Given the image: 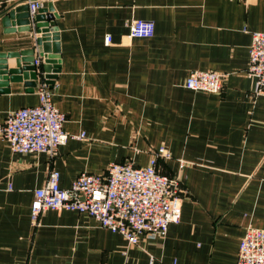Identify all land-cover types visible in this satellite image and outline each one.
<instances>
[{
	"label": "crops",
	"instance_id": "crops-1",
	"mask_svg": "<svg viewBox=\"0 0 264 264\" xmlns=\"http://www.w3.org/2000/svg\"><path fill=\"white\" fill-rule=\"evenodd\" d=\"M41 1L37 14L48 22L53 9L56 28L47 47L37 44L34 18L30 30L15 22L21 18L5 23L25 3L0 0V66L20 67L24 78L8 73L0 86V124L38 104L26 82L38 79L33 59L41 50L65 129L88 139L71 137L50 156L13 153L0 133V264H237L246 228L264 229V94L247 73L252 32L264 31V0ZM135 19L154 21V36L130 37ZM193 70L227 74L221 92L187 88ZM161 146L172 157L160 168L187 190L165 237L129 246L69 210H49L32 224L35 190L51 169L69 188L80 172L105 174L112 161L145 166Z\"/></svg>",
	"mask_w": 264,
	"mask_h": 264
},
{
	"label": "built area",
	"instance_id": "built-area-1",
	"mask_svg": "<svg viewBox=\"0 0 264 264\" xmlns=\"http://www.w3.org/2000/svg\"><path fill=\"white\" fill-rule=\"evenodd\" d=\"M21 1L27 4L32 18L43 8L41 0ZM155 28L152 20L135 19L130 23L129 36L152 37ZM106 42L111 43L109 34ZM249 56L247 73L255 80V93L264 94V31L252 32ZM43 60V53L38 50L33 60L38 73L35 84L38 104L10 111L0 124V133L13 153L46 152L55 156L69 138L88 139L85 132L74 136L65 129L66 116L54 101L57 83L50 79L51 73L41 69ZM226 77L222 72L193 70L185 86L197 92L218 93ZM171 157L170 151L161 146L152 152L145 166L133 161H112L105 174L80 172L69 188L61 185L59 170L51 169L45 184L35 190L32 224L38 226L41 216L49 210H69L88 214L102 227L120 233L129 246L138 245L142 236L163 238L170 225L180 221L182 201L187 196L181 178L170 176L160 168V160ZM237 264H264L263 228L252 225L246 228Z\"/></svg>",
	"mask_w": 264,
	"mask_h": 264
},
{
	"label": "water",
	"instance_id": "water-1",
	"mask_svg": "<svg viewBox=\"0 0 264 264\" xmlns=\"http://www.w3.org/2000/svg\"><path fill=\"white\" fill-rule=\"evenodd\" d=\"M22 9H26L27 13L16 16L17 12H19ZM50 10H51V8H50ZM52 11H53V9L50 11L51 13L48 14V16H47L48 22H47V20H45V17L42 14L41 15L37 14L33 19L35 21L36 32L41 34L40 37L36 38L37 44L43 45L44 47L48 46L47 40H49V37H52V36H49V35H51V32L56 30L55 22H54V15L52 14ZM15 17L21 18L18 21H15L16 23L18 22L19 26L22 27L23 25H26L23 28L20 27L21 29L30 30L32 28V26H31V21H32L31 18L32 17L29 13L27 4H24L18 8H11L8 15L5 16L4 21L6 24H8L9 21L14 19ZM23 17H25V18H23ZM3 67H4L3 65L0 66V86L7 84L6 79L8 78V76H7L8 73L13 75V76H11L10 79L21 80V81L24 80L23 69H21L20 67H13L12 69L7 70V71L5 70L6 68L5 67L3 68ZM25 67H27V64H25ZM33 69L35 70L36 68L33 66ZM4 75H5L4 79L6 81H2V77ZM34 77H36V76H34ZM35 83H36L35 80H33V81L27 80V82H26V84L30 85V86L35 85Z\"/></svg>",
	"mask_w": 264,
	"mask_h": 264
}]
</instances>
